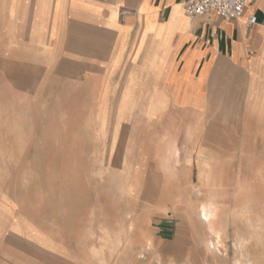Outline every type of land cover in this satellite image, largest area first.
<instances>
[{
    "label": "crops",
    "instance_id": "1",
    "mask_svg": "<svg viewBox=\"0 0 264 264\" xmlns=\"http://www.w3.org/2000/svg\"><path fill=\"white\" fill-rule=\"evenodd\" d=\"M0 59L56 75L67 105L107 107L110 123L120 107L137 186L264 184V0L238 20L189 19L180 0H0ZM183 217L145 216L140 248L174 219L187 247Z\"/></svg>",
    "mask_w": 264,
    "mask_h": 264
},
{
    "label": "rangeland",
    "instance_id": "2",
    "mask_svg": "<svg viewBox=\"0 0 264 264\" xmlns=\"http://www.w3.org/2000/svg\"><path fill=\"white\" fill-rule=\"evenodd\" d=\"M56 87V75L0 59V264H264L263 183L235 196L213 183L137 186L120 107L110 123L107 107L67 105ZM173 207L191 243L175 245L174 219L156 251L154 232L141 249L143 218Z\"/></svg>",
    "mask_w": 264,
    "mask_h": 264
},
{
    "label": "built area",
    "instance_id": "3",
    "mask_svg": "<svg viewBox=\"0 0 264 264\" xmlns=\"http://www.w3.org/2000/svg\"><path fill=\"white\" fill-rule=\"evenodd\" d=\"M183 11L189 19L215 16L223 20L240 19L250 0H180ZM255 18L249 16L248 24H253Z\"/></svg>",
    "mask_w": 264,
    "mask_h": 264
},
{
    "label": "bare ground",
    "instance_id": "4",
    "mask_svg": "<svg viewBox=\"0 0 264 264\" xmlns=\"http://www.w3.org/2000/svg\"><path fill=\"white\" fill-rule=\"evenodd\" d=\"M200 215H201V216L203 215V217H204L208 222H210V220H211V219H210V215H207V213H206L204 207L202 208V211H201ZM209 227H210V229H211V225H210ZM130 230H131V229H130ZM217 249H218V244L215 243V242H213V241H210L209 244L207 245V250L210 251V252H216ZM217 251H218V250H217Z\"/></svg>",
    "mask_w": 264,
    "mask_h": 264
}]
</instances>
